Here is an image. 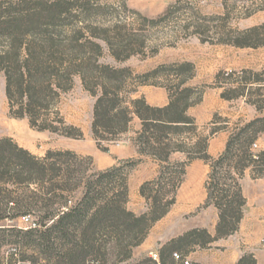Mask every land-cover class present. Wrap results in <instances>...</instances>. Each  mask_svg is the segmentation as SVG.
Returning a JSON list of instances; mask_svg holds the SVG:
<instances>
[{
    "label": "trees",
    "instance_id": "1",
    "mask_svg": "<svg viewBox=\"0 0 264 264\" xmlns=\"http://www.w3.org/2000/svg\"><path fill=\"white\" fill-rule=\"evenodd\" d=\"M83 1L0 2V74L6 80L10 115L28 120L30 127L39 132L82 139L81 129L69 125L59 110L62 95L73 88L74 78L78 77L84 90L96 100L92 134L101 151H108L103 143L127 133L135 120L140 122L134 144L142 157L160 164L156 178L143 183L139 190L146 211L135 214L128 210V178L121 162L96 171L91 157L72 150H49L38 157L12 138H4L0 140V224L6 219L14 221L19 215L34 218V227L25 231L36 238L29 248L38 253V258L31 264L40 260L43 264L124 263L132 258L133 250L145 241L151 228L171 211L187 168L201 160L210 166L203 207L214 206L219 212L217 236L213 239L206 230L194 229L175 240L160 257L159 264H183L174 253L185 258L181 251L189 246L204 247L238 230L246 206L240 180L247 171L254 179L264 177V151H252L264 131V126L258 128V124L264 125V118L237 123L230 132L229 119L215 115L209 134L198 133L196 120L188 112L202 101L204 92L184 87L191 79L184 76V69L192 68L191 64H182L174 76L168 73L161 77L162 67L134 77L130 69L102 61L106 49L116 63H123L133 55H157L161 46H173L178 34L202 35L200 26L188 23L176 28L169 42L148 46L145 33L149 27L177 14L179 3L169 5L156 19L136 12L141 22L138 28L129 29L124 22L112 27L89 24V4ZM248 34L250 31L240 33L233 45L257 47L249 43ZM237 74L217 76V80L226 76V84L237 76L238 86L224 88L222 98H243L264 113V68ZM135 79H140L139 86L165 88L168 105L153 107L145 97H133L138 93L130 88ZM220 132L230 135L225 151L214 158L208 153L209 143ZM174 156L180 158L173 160ZM141 162L128 161L127 168L131 170ZM5 229L0 225V231ZM138 264L158 263L146 258ZM238 264L256 261L245 255Z\"/></svg>",
    "mask_w": 264,
    "mask_h": 264
},
{
    "label": "rangeland",
    "instance_id": "2",
    "mask_svg": "<svg viewBox=\"0 0 264 264\" xmlns=\"http://www.w3.org/2000/svg\"><path fill=\"white\" fill-rule=\"evenodd\" d=\"M83 2L89 4L90 13L86 18L89 24L112 27L124 22L129 26V29L138 28V24L141 22L136 12L143 17L156 19L164 13L169 5L179 3L177 14L170 16L167 22L149 27L145 33L148 46H153L155 42H169L170 36L176 33L175 29L188 23L200 26L202 35L184 36L178 34V40L174 42V45L161 46L157 55L153 57L133 55L123 63H116L106 49L102 61L118 68H128L134 77L148 74L162 67L164 68L160 70L161 77L168 73L174 76L172 74L182 64H191L192 68L184 69V76H191L184 87H194L197 91L204 92L202 101L188 112L189 116L196 120L198 133L209 134L210 123L215 115L229 119L230 132L235 129L237 123L244 124L257 118H264V113H260L255 107L248 105L243 98L232 101L222 98L224 88L232 89L238 86L237 76L229 80V84L225 83L226 76L224 75H221L220 80H217V76L220 74L238 73L240 75V72L244 70L259 72L264 68V9L259 10L260 7H264V0H171L166 9L157 15H147L133 6V2L138 3L140 0H84ZM246 31H250L248 34L249 43L257 47L242 48L233 45V42L239 40L240 33ZM221 40H228L232 43L225 44ZM147 52L150 53V51ZM173 78L171 77V79ZM161 80L155 81L165 83ZM155 81L151 79L150 82ZM133 82L130 88L138 90V93L133 97H140L139 89L144 86L138 85L140 79H135ZM5 88V77L0 74V140L12 138L20 147L28 148L38 157H44L49 150H72L79 155L91 157L96 171L107 170L121 162L120 166L126 170L128 178V210L135 214L146 211V203L139 194L143 184L141 182L149 177H154L152 179L154 180L160 170V164L154 162L153 165H147L148 158H127L134 148H137L133 140L141 129L138 120L131 124L127 133L119 136L113 142L103 143L104 147H108V151L103 152L98 148L92 134L96 100L84 90L78 77L74 78L73 88L62 95L59 110L69 125L81 129L83 138L79 140L62 138L48 132H39L30 127L28 120L13 118L10 115ZM219 123L222 124L221 121ZM263 126V124H258L259 130ZM230 132L227 133L230 135ZM252 151L255 154L264 151V131L259 134L258 140L252 146ZM179 158L180 156H174L173 160ZM128 161L142 162L129 170L127 168L129 167ZM201 166L203 168V165H198L197 162L191 163L186 170L184 183L177 192V201L170 213V216L178 218L177 224L180 221L191 222L195 216L194 210H190L191 207H189L191 205L189 197L191 192L196 190L200 177L204 178L205 171L201 169ZM131 188H136L134 193L131 192ZM196 199H200V192H197ZM202 208L204 207L197 208L195 212ZM206 219L210 223L211 215L207 214ZM32 220L34 218L19 215L14 221L6 219L0 224L6 228L0 231V264H31L37 260L38 253L29 248L34 245L36 238L33 234H25V231L30 227H34ZM146 258H151V256L135 257L132 255L131 259L118 264H138L144 262ZM37 264H43V261L40 260Z\"/></svg>",
    "mask_w": 264,
    "mask_h": 264
},
{
    "label": "crops",
    "instance_id": "3",
    "mask_svg": "<svg viewBox=\"0 0 264 264\" xmlns=\"http://www.w3.org/2000/svg\"><path fill=\"white\" fill-rule=\"evenodd\" d=\"M171 0H140L133 2V6L147 15H157L162 13ZM144 96L147 103L153 107H165L169 103V96L165 89L152 86H144L139 89V96ZM229 134L221 132L209 143L208 153L216 158L220 156L226 148ZM29 150L28 148H25ZM31 152V150H29ZM33 153V152H32ZM131 159H143L137 148L127 157ZM120 160V159H119ZM147 165H153L154 161L147 159ZM204 169V178L200 177V182L195 191L190 194V210H194L195 216L191 222L180 221L178 218L170 216L171 211L160 221H158L150 230L145 241L136 247L133 256L140 255L151 256L157 253L159 257L163 255L164 250L170 247L175 240L184 236L194 229H204L215 239L217 236V225L219 221V212L214 206L195 210L205 205L207 200L206 182L210 173V166L204 161L196 160ZM192 163V164H193ZM198 174V173H197ZM149 177L141 183L152 180ZM243 195L246 199L243 218L239 224L238 230L231 236L214 240L204 247L199 245L189 246L181 253L185 254L191 262L198 264H238L239 260L245 255H251L256 264H264V177L254 179L250 171L242 180ZM136 188H131L135 192ZM197 192H200V199L197 200ZM211 215V221L208 223L206 215ZM175 254V253H174Z\"/></svg>",
    "mask_w": 264,
    "mask_h": 264
},
{
    "label": "built area",
    "instance_id": "4",
    "mask_svg": "<svg viewBox=\"0 0 264 264\" xmlns=\"http://www.w3.org/2000/svg\"><path fill=\"white\" fill-rule=\"evenodd\" d=\"M254 147H257L256 145H254ZM263 243H264V241H263ZM174 258L176 259V260H180V261H182L183 262V264H198V263H193V262H191V260H189V258H182L179 254H177V253H175L174 255ZM151 258L154 260V261H156V262H158L159 263V255L157 254V253H153L152 255H151Z\"/></svg>",
    "mask_w": 264,
    "mask_h": 264
}]
</instances>
